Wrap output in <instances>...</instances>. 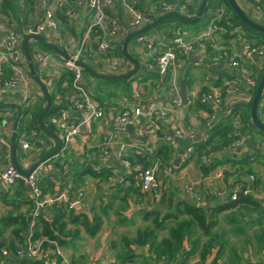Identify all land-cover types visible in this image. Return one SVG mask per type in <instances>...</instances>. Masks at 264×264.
<instances>
[{
	"label": "crops",
	"instance_id": "1",
	"mask_svg": "<svg viewBox=\"0 0 264 264\" xmlns=\"http://www.w3.org/2000/svg\"><path fill=\"white\" fill-rule=\"evenodd\" d=\"M31 1L36 2L35 9L33 12L28 10V14H24L20 24L16 17L6 15L1 11L2 1L0 0V39L3 38L6 30L8 31L10 29H14L19 35V52L24 56L23 64H21L20 68L26 80L25 83L13 89L0 91V169L4 168L8 160L6 157L8 154L13 159L14 152L12 153L11 149V139L13 134H15L16 138V129H18L20 136L18 138L19 150L17 151V155L20 154V151L23 154L30 153V158L17 157V159H21L19 161L20 167L25 168L21 166V161L23 160L25 161L23 165H27L29 168L30 165L27 161L32 159V155H40L42 150L39 149L36 151L33 148L34 144H31L29 151H24L21 148V143L23 141H29L30 136L34 132L31 131V133L29 132L27 134L23 123L20 127L17 125L22 113L21 110L31 109L34 105L41 102L43 96L46 98L48 91H54L56 78L66 68L62 65V55H74L78 51L81 40L84 39V33L91 25L90 14L85 6L83 4H76L74 0H68L67 7L71 9L72 16H66L64 9H56L54 11L55 27L52 30H48L46 34L41 35L47 43L57 46L58 53L50 51L47 48H38V37H28L26 34V28L34 24L36 15L39 13V0ZM136 1L137 9L150 19L149 23L153 21L152 24L143 28V33L149 31L157 33L160 40V48H175L171 40L173 32L177 27H180L185 32L186 39L193 40L196 33L207 25V20L202 23H183L172 19L157 24L158 21H155V19L160 16L156 4L158 0ZM188 1L192 5V7L190 6V10L195 16L197 7L195 2L198 0ZM112 15L122 21L123 27L115 36H106L109 40V48L104 52L99 50L98 42L102 37V31L97 30L89 35L85 46L86 50L80 57V62L83 66L82 85L88 96L104 109V116L100 119L84 123L81 112L68 110L66 120L70 123H79L80 134L71 140L63 150V155L60 153V149H62L61 145L52 157L41 164L38 178L41 174H46L48 175V179L50 176V181L53 183L52 191L54 192H51V190L45 191L46 197L54 193L58 194L63 192L73 197L79 188L83 189L86 194L87 204L85 211L92 214H99L98 209L100 210L103 205H107L112 201L117 202L120 208L122 202L120 199L122 196L127 195L126 200L128 204L121 210L124 214L130 216L134 210L145 206V203L141 199H138L134 192V189L138 190L140 187L135 170L124 166L115 155L116 147L118 146L117 143H129L130 146L126 150V156L133 157L136 151H148L147 153L153 156L159 150L161 144H168L165 137L171 135L173 127H190L198 140H204L202 137L206 135L207 129L214 123H207L205 120L203 112L205 109L204 106L198 105L197 102L194 104L187 103L188 93L200 86L202 77L206 72L218 74L220 79L217 83L220 84L226 79L235 78V75L233 73L229 74L228 71L225 72L221 67L209 69L197 66L195 63L201 58L200 51L189 55H184L179 52L178 57L168 64L165 73H160L155 58L145 54L143 44L138 40L141 35L139 34L140 32L128 27L127 22L130 19V15L124 10L120 0H114ZM203 16L204 13H202L199 19ZM241 28L244 29L243 27ZM244 31L247 36L255 38L254 34L251 35L248 33V30L244 29ZM23 41L27 43L22 46ZM26 45H28L31 54L27 53ZM35 50H38V52H33ZM208 50V53H214L213 49ZM158 51L159 48H156L157 54ZM41 53L49 56V64L45 68H41L35 62L36 56ZM198 55H200L198 59L192 57H198ZM29 59L33 65V72L43 84L44 89L41 83L34 78L29 66ZM116 59L123 60L121 69L117 70V72L111 69V64ZM136 64H138L137 71L129 77H125L132 71ZM258 70H262L258 78L259 83L264 67L262 66ZM13 72L14 70L11 64L5 62L2 73L0 74V87L2 86V79L5 80ZM119 75H122L126 80L112 79ZM108 78L109 80H105ZM181 79L186 80V97L184 100L180 96ZM172 83L178 88L180 106L176 108V113H179V117L175 118L174 114L173 118L175 119L170 120L161 116L159 107L168 103L167 107L169 109L171 108V99L168 90ZM62 85L65 87L67 83ZM248 92L250 96H253V93H255L253 91L251 92V90ZM76 93L72 84L63 94L54 92L52 94V101L55 103L56 97L59 96L62 102L68 103L70 97ZM252 98L250 97L249 100L240 103L248 104ZM63 105L65 108L66 105ZM17 106L19 107V111ZM135 107H140L143 111L149 107L157 108V110L149 117L145 115L138 116L135 122L132 123L134 125V131L131 134L117 123L115 117L123 110ZM263 107L264 105L259 100L257 115L262 122H264ZM61 109L48 118L56 125L58 132H49V134H46L48 131H45L43 134L38 133L39 139L44 143L46 148L52 145L57 146L58 141L56 136L62 142L61 136L63 129L58 118ZM238 114L240 115V110ZM17 115H19L18 118ZM168 115L171 117V112H168ZM217 115L215 124L219 120L224 119L221 111L217 112ZM239 119V123L243 124L242 119ZM231 123L236 128L240 126L237 121L235 123L234 120H231ZM139 128H141L143 134H139ZM242 128L240 127V132L247 137V149L240 153L230 152L228 146L222 147L219 151H213L208 147L207 152H210L208 154L203 153V151L201 153L195 151L190 145L183 149L179 147V144L176 147L169 146L171 148L169 152L170 160L167 164L163 165L172 166V171L170 173L162 172L160 176V184L162 185L163 191L173 194L177 198L192 200L202 207H213L230 200L229 193L233 188H246L251 186L256 191V195L253 197L264 203V188L259 185L260 183L254 186L248 180V175L254 173V164L257 163L259 165L261 162H264L263 159L258 158L264 150V148L262 149L264 146L260 145V142L264 140V135L254 129L248 130V126L243 130ZM104 150L109 151L111 156H104ZM212 154L217 159L216 161L212 159ZM156 156L155 161L151 157L147 159L148 166L160 162L158 155ZM202 156L208 157V164L204 165L202 163ZM238 158H242L243 161L235 162ZM151 162L153 163L150 164ZM28 168L25 169L27 170ZM78 173H82L81 179L75 181L74 176ZM118 177L121 179L120 182H118ZM189 184H195V187L200 192L201 200L199 202L191 198L185 191V186ZM216 190L221 191L222 195L218 196ZM15 202L17 206L19 203L22 204L21 200ZM95 204H98V207L92 206L89 208V206H95ZM10 208V203L6 204L2 195H0V214ZM20 209L22 211L27 210L24 205ZM254 227L256 225L250 228L252 232L255 230ZM259 253L262 255L261 258H264V247ZM11 257L12 255L2 256L0 264H10L13 261ZM247 257L249 258L248 262L254 259L253 255H247Z\"/></svg>",
	"mask_w": 264,
	"mask_h": 264
},
{
	"label": "built area",
	"instance_id": "2",
	"mask_svg": "<svg viewBox=\"0 0 264 264\" xmlns=\"http://www.w3.org/2000/svg\"><path fill=\"white\" fill-rule=\"evenodd\" d=\"M68 0H39V13L36 15V19L33 25L26 28V34L28 37L41 36L52 30L55 25L54 11L56 9H64L66 16H72V11L67 6ZM124 10H126L130 19L128 20V27L133 30H139L150 22V19L137 9L136 0H120ZM216 6L206 10L207 25L196 33L193 40L186 39L185 32L177 27L173 32L172 47L160 48V40L157 33L146 32L139 36L138 40L143 44V50L146 55L154 57L160 73H165L168 64L178 57L179 52L184 55L197 53L200 51L201 58L195 63L197 66L205 68H223L224 71H228L229 74H234L235 78L226 79L222 83H217L219 78L218 74L205 73L202 77V82L198 88L193 89L188 93L187 103L194 104L200 103L205 107L204 115L207 123H215L217 112L222 108H229L226 113L230 114L232 111V104L235 102H244L249 100V92L257 87L258 78L262 70H258L260 67H264V41L260 42V38L249 37L246 35L244 29L239 26H235L230 22L231 11L226 9V5L221 0H213ZM245 14L252 21L259 25L264 26V0H235ZM78 5L83 4L90 14L91 25L84 33V39L81 40L78 51L74 55H63L62 65L68 68L73 73L72 84L76 90V94L72 95L68 103L62 102L59 96L56 97L55 103L62 105V109L59 114V122L63 129L61 136L62 149H60L61 155L63 150L71 142V140L80 134L79 123L67 122V111H78L83 114V122L87 123L92 120L100 119L104 116V109L99 106L94 100L88 96L85 88L82 85L83 66L80 62L81 54L86 50V42L89 35L97 30L102 31V37L98 42V48L100 51H106L110 44L106 36H115L123 27L122 21L114 15H112V8L114 0H74ZM157 8L159 15H166L168 13H178L184 17H191L194 14L190 10V1L182 0H158ZM256 39V40H255ZM20 39L19 35L14 29L6 30L5 35L0 39V74L2 73L4 63H10L13 74L2 79V86L0 91L7 89H13L18 85L25 83V77L21 71V64H23L24 56L19 52ZM207 47V48H206ZM156 48H159L158 54ZM208 49H213L214 53H208ZM35 62L41 67L45 68L49 64V56L47 54H38ZM123 60L116 59L111 64L112 71L121 69ZM263 69V68H262ZM1 79V77H0ZM216 84V85H215ZM169 97L171 99V108L164 104L159 107L160 114L163 118L170 120L178 118L179 113H176L177 106H180V99L178 97V88L172 83L168 90ZM264 105V87L260 95V99ZM65 104V108L64 105ZM157 110V108L149 107L145 111L140 107L132 109H126L120 112L115 120L124 128L126 124H132L136 118L140 115L147 117ZM264 110V107H263ZM168 112H171L169 117ZM175 114V118L173 115ZM234 120L240 124L239 128H236L235 138L232 139L228 145V150L233 153H240L247 149V137L240 132L242 123H239L240 115L237 113L233 115ZM58 125V123H57ZM1 127V122H0ZM139 134H143L141 128L138 129ZM34 132L32 136H34ZM196 137L193 130L182 127H173L171 135L165 137L166 142L171 147H176L179 138H194ZM207 136L202 137L205 139ZM115 155L126 167L133 168L138 177L141 191L149 197L159 199L163 193L162 185L160 184V176L163 173H170L172 166L160 168L159 163L153 165L144 166L141 163L132 164L126 157V150L130 146L129 143L119 142L117 143ZM264 146V141L261 142V146ZM21 148L24 151H28L31 148L29 141H23ZM59 153V154H60ZM104 156L110 157L111 153L107 150L103 151ZM7 162L3 169H0V195L2 193H9L13 185L20 181L27 187L33 197L35 207L31 210L32 217H36L38 213L44 211L45 208L55 203H64L68 209H75L83 211L86 209V194L83 189L79 188L73 197L67 193H58L54 195H48L42 193L38 182V173L40 171V163L36 167L18 168L14 164V161L10 154L7 156ZM207 156H202V163L208 164ZM118 182L121 179L118 177ZM116 179V180H117ZM248 180L253 183V174L248 175ZM185 191L191 198L199 202L201 200V194L195 187V184H189L185 186ZM216 194L221 196V191L216 190ZM240 195L255 196L256 191L253 187L246 188H233L229 193L230 200H237ZM42 239L37 241H27L26 244L17 249L14 255L18 258H39L46 264H65L66 258L61 254L59 246L55 244L51 249V245L48 247H42ZM51 244V241H48ZM3 256L10 255L7 249H2ZM152 257H154L152 255ZM60 259L58 262L57 259ZM67 264V262H66Z\"/></svg>",
	"mask_w": 264,
	"mask_h": 264
},
{
	"label": "trees",
	"instance_id": "3",
	"mask_svg": "<svg viewBox=\"0 0 264 264\" xmlns=\"http://www.w3.org/2000/svg\"><path fill=\"white\" fill-rule=\"evenodd\" d=\"M1 1V11L6 15H13L16 17L20 24L24 14H28V10L33 12L36 5V2L31 0ZM221 1L225 3L226 9L231 11V23L235 26H241L246 30L252 31L257 38H260V42H262V39L264 41L263 33L249 28L234 13L227 0ZM195 3L197 6V15L201 6V0ZM214 6H216V4L213 0H206L203 13ZM196 15L184 17L178 13H168L159 16L155 21H158L157 24L171 19L179 22H192ZM152 23L153 21L145 25V27ZM143 28L136 31L142 34L144 32ZM37 37L41 47L58 53L56 49L57 46L47 43L41 36ZM26 43V41H23L22 46ZM26 47L27 53L31 54L28 45H26ZM72 79V71L65 68L63 73L56 78L54 91H48L51 104L42 117V123L46 130L42 129L39 123V115L45 109V96H43L41 102L34 105L31 109L21 110L22 113L17 125L20 127L23 123V127L26 129L27 134L34 131L35 134L34 136H30L29 141L31 144H34L33 148L36 149V151L39 149L42 150L40 155L33 154L32 159L28 160L31 164L30 168L35 165L38 158L40 159L49 155L56 148V145L46 148L44 143L39 139L38 133L40 132L43 134L45 131H48L46 134H49V132H58L56 125L48 118L61 109L62 105L53 103L52 94L54 92H60L62 94L66 92L72 85ZM112 79L126 80L122 75L113 77ZM105 80H109V78ZM64 83H67L65 87L62 85ZM255 89L253 92H255ZM197 104L202 106L198 102ZM232 108L230 114L226 113L229 108H222L221 112L224 119L219 120L216 124L214 123L207 129V137L204 140H198L190 145L195 151H199L200 153L203 151V153L208 154L210 153L209 151L207 152L208 147L213 151H219L222 147L228 146L232 139L236 137V127L231 123V120L233 119V115L237 114L239 110L240 118L243 122L242 130L248 126V130L254 129L264 135V132L259 130L251 120V102L248 104L235 102L232 104ZM19 137V131L16 129L13 161L16 167L21 168L18 163V160L20 161L21 159H17ZM169 146L170 145L167 143L161 144L159 150H157L153 156H150V154L147 153L148 151H136L133 157L128 156L126 158L129 159L132 164L141 163L144 166H148L147 159L151 157V159L155 161L156 155H158V159H160V162H158L160 164L159 166L163 168L169 166L163 165L167 164L170 160L169 152L171 146ZM211 157L214 161L217 160L214 154H212ZM242 161V158L235 160V162ZM152 163L153 162L150 164ZM81 174L82 173H78L74 176L75 181L81 179ZM37 182L43 194H45L44 192L47 190L54 192L52 191L53 183L50 181V176L48 179V175L41 174L39 178H37ZM257 183H259V180L256 179L252 184L256 186ZM139 188L141 189V187ZM139 188L138 190L134 189V192L137 198L145 203V206H141L139 209L134 210L131 217L134 218L135 216H139L143 225L137 227L133 235H121L120 249L117 252V258L121 259L122 263L134 262L136 258H142L143 260L145 258V264H187L191 259H197L195 264H220L221 260L226 257L228 264H264L263 259L262 261H244L235 249L229 248L230 243L228 239V234L235 236L245 234V232H248L254 225L260 227L261 231V227L264 225V203L260 200L250 195H240L237 200H228L213 207H202L192 200L177 198L174 197L173 194L164 191L159 199H154L141 192ZM9 193V195H7L8 193L1 194L4 202L6 204L10 203L12 208L0 214V259L3 256L1 250L3 248L7 249L10 255H12L11 258L13 261L10 264H46L37 257L32 259L27 257L18 258L14 253L17 249L23 247L29 240L37 241L42 239L44 240L42 247L51 245V249L55 246L53 243L63 249L74 247L73 240L81 238V231L90 237L97 234L103 224L101 213L107 218V211L109 209L116 210V215L120 218V225H126L133 221L132 218H129V216L124 214L121 210L128 204L126 200L127 195L122 196L120 199L122 201L120 208L116 209L112 201L100 208V214L88 213L85 210L78 211L75 209H68L67 205L60 202L48 206L34 218L31 214V210L35 207L34 197L31 191L25 187L22 182L18 181L13 185L12 191ZM18 200H21L22 204L19 203L17 206L15 201ZM148 201H151L152 204H150L151 202L148 203ZM23 205L26 206V211L20 209ZM220 217L227 228L220 227ZM253 236L259 241L258 250L260 251L264 247V231L262 230L261 233L253 232ZM48 241H51V244H49ZM227 251H229L228 254ZM152 255L154 257H152ZM57 260L58 262L60 261L59 258Z\"/></svg>",
	"mask_w": 264,
	"mask_h": 264
},
{
	"label": "rangeland",
	"instance_id": "4",
	"mask_svg": "<svg viewBox=\"0 0 264 264\" xmlns=\"http://www.w3.org/2000/svg\"><path fill=\"white\" fill-rule=\"evenodd\" d=\"M206 20H207V14L205 12L204 16L201 19H199L197 22H195L194 19V22L184 21L183 23H202L203 21ZM248 33L251 35L253 34V32L250 30H248ZM37 47L42 49L44 48L41 47L40 44H38ZM33 52L37 53L38 50H35ZM263 148L264 147H262V149ZM263 156H264V150L258 158L264 160ZM17 157L30 158V153L23 154L20 151V154H18ZM24 163L25 161H21L22 167L24 166L23 165ZM27 163L31 165L29 161H27ZM254 166H255L253 171L254 179L259 180L260 183L259 185L262 188H264V162H261L259 165L255 163ZM150 202L151 201H148V203ZM150 204H152V202ZM114 205L116 206V209L119 208L117 202L115 201H114ZM92 206L98 207V204H95V206L91 205L89 206V208H91ZM115 211H116L115 209L113 210L109 209L107 211L108 217L106 219V217L102 215V213L98 209L99 214L101 213V217L103 218V224L95 236L90 237L87 234L83 233V231H81V235H80L81 238H77L73 240L74 247L63 249L59 246L60 247L59 250L61 254H63L64 258H66L65 264L66 262L67 264H145L144 262L145 258L144 260L142 258H136L133 263L131 262L122 263L121 259L117 258V252L120 249L121 235H128V236L133 235L135 233L136 228L142 226L143 222L139 216H135L133 218L131 217L132 216L131 214L129 218H132L133 221L129 222L126 225H120L119 223L120 218L119 216L116 215ZM221 219L222 218L220 217L219 219L220 227L227 228L226 224H224ZM254 229H255L254 232L261 233L262 230L264 231V225L261 227V231H260V227L257 228V226L254 227ZM228 239L230 243L229 248L235 249L238 255L242 259H247L244 261H248L249 258L248 257L246 258L247 255H253L254 259L249 261H262V259L264 260V258H261L262 255L261 253H259L258 250L259 241L256 240V237L253 236L252 229L251 230L249 229L248 232H245V234H239L236 236L232 234H228ZM42 241L44 242V240ZM53 245H55V243H53ZM228 253L229 251H227V254ZM196 262L197 259H191L188 261L187 264H195ZM220 264H228L226 257H224L221 260Z\"/></svg>",
	"mask_w": 264,
	"mask_h": 264
},
{
	"label": "water",
	"instance_id": "5",
	"mask_svg": "<svg viewBox=\"0 0 264 264\" xmlns=\"http://www.w3.org/2000/svg\"><path fill=\"white\" fill-rule=\"evenodd\" d=\"M227 1L229 3L230 7L232 8V10L234 11V13L240 18V20L244 24H246L249 28L254 29L256 31H259V32L264 34V26L259 25L256 22H254L251 19H249V17L245 14V12L241 9V7L238 5V3L235 0H227ZM205 3H206V0H201V6H200V9H199L196 17H195V21H197L202 16L203 8H204ZM199 56L200 55H198V57H196V56H192V57H195V59H198ZM134 62L136 63L135 60H134ZM29 66H30L31 72L33 73L34 78L37 79L39 81V83H41V81L38 79V77L33 72V65H32V62H31L30 59H29ZM137 68H138V64H136L135 67L132 69V71L129 74H127L125 77H129L132 73L136 72ZM163 81H165V79H163ZM41 85H42V87L44 89V86H43L42 83H41ZM263 87H264V70L262 72V75H261V78H260L259 83L257 85L256 91H255V93L253 95V98L251 100V108H250L251 120L253 121L254 125L259 130L264 132V122H262L261 119H259L258 115H257L259 99H260V95L262 93ZM163 92H164V89H163ZM180 96H181L182 100H184L185 97H186V80L185 79H181V81H180ZM46 98L47 99H46L45 110L43 111V113L39 117V123H40L42 129H44V130H46V128H45L44 124L42 123V116L49 109L50 103H51L50 98H49L48 95H46ZM17 109L19 111V107L18 106H17ZM18 116L19 115H17V118H18ZM263 117H264V115H263ZM17 118H16V121H17ZM14 128H15V124H14ZM124 129L132 134L133 131H134V125L133 124H126L124 126ZM56 138H57V141H58V144H57L56 148L47 157L38 160L36 162V164L34 165V167H36L40 163L44 162L45 160L49 159L50 157H52L58 151V149L60 148L62 142L57 136H56ZM197 141H198L197 137H194V138H179L177 140V142L179 144V147L181 149L187 147L188 145H192L193 143H195ZM14 147H15V134H13L12 139H11L12 153L14 152Z\"/></svg>",
	"mask_w": 264,
	"mask_h": 264
}]
</instances>
